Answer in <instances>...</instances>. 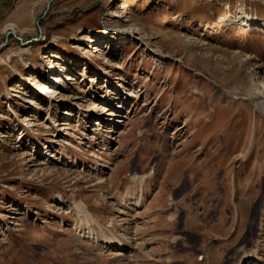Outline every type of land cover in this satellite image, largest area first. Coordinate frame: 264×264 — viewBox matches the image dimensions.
<instances>
[{
	"label": "rangeland",
	"instance_id": "rangeland-1",
	"mask_svg": "<svg viewBox=\"0 0 264 264\" xmlns=\"http://www.w3.org/2000/svg\"><path fill=\"white\" fill-rule=\"evenodd\" d=\"M50 1L0 0V264H264V0Z\"/></svg>",
	"mask_w": 264,
	"mask_h": 264
},
{
	"label": "bare ground",
	"instance_id": "bare-ground-1",
	"mask_svg": "<svg viewBox=\"0 0 264 264\" xmlns=\"http://www.w3.org/2000/svg\"><path fill=\"white\" fill-rule=\"evenodd\" d=\"M245 96L246 97H249L250 95L246 93ZM257 109L259 110L258 112L264 113V108L262 106L258 105V108ZM109 115L112 116L111 113ZM136 182L141 183V180L138 179V181H136ZM170 202H173V199H170ZM126 203H125V205H127ZM79 204H76L75 205L76 208H77V210L79 211V212L78 211L77 212L78 213H82V214L83 213L86 214V211L84 209H82V207ZM142 205H143L142 202L137 201L135 203V205H134V208L135 209L136 208L139 209V208H141ZM128 210H134V209H130L129 208ZM81 232H83V231H81ZM88 235H89V237H87L88 239H93L94 240L95 235H94V233L92 232L91 229L88 230ZM117 235H115L111 231H106L105 232V230H103V228H101V236L100 235L97 236L96 240H94V241H95V243L97 242V244L101 246V250L105 249L106 247H109L110 250H111V248H115V249L121 250V251L122 250L124 251V250L129 249L130 248L129 247V243L128 242H125V241H122L121 238H119ZM119 254H120L119 256L122 255L121 252ZM250 257H251V254H249V255L246 254V256L243 258V260L239 264H247V262H248V260H249Z\"/></svg>",
	"mask_w": 264,
	"mask_h": 264
},
{
	"label": "water",
	"instance_id": "water-1",
	"mask_svg": "<svg viewBox=\"0 0 264 264\" xmlns=\"http://www.w3.org/2000/svg\"><path fill=\"white\" fill-rule=\"evenodd\" d=\"M52 2H53V0H51V1L49 2V5H51ZM11 35H13L12 32H10V33L7 34V36H11ZM2 48H3V47H2ZM2 48H0V52H1V49H2Z\"/></svg>",
	"mask_w": 264,
	"mask_h": 264
}]
</instances>
